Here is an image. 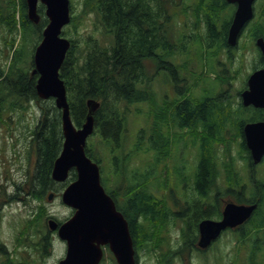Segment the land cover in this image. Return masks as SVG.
I'll list each match as a JSON object with an SVG mask.
<instances>
[{
  "label": "trees",
  "instance_id": "1",
  "mask_svg": "<svg viewBox=\"0 0 264 264\" xmlns=\"http://www.w3.org/2000/svg\"><path fill=\"white\" fill-rule=\"evenodd\" d=\"M197 1H199V6H196L194 10L199 16L198 20H202L200 15L205 10L207 18L212 22H217L219 0H213V3L209 0ZM72 6L75 11V6ZM172 8L173 5L165 2L158 3L156 0H84L81 11L74 12L72 21L65 32V35L71 38L72 46L61 68V77L67 85L71 115L78 126H82L88 115V100H99L101 106L95 113L97 132L101 133L107 144H110L111 140L117 143L121 141L127 129L126 119L129 105L135 101L151 102L154 96L149 85L157 76L152 75L150 65L154 66L157 63L162 68L168 66L163 55L172 48L167 31ZM27 11L26 0H4V4H0V27L7 33L8 38L5 37L7 49L14 52L5 68L4 63L11 53L3 59L4 51L0 49V127L5 126L7 129L13 122L11 120L9 122V118H12L15 113L18 115L15 130L17 127H24L23 121H25V112L28 108L25 104H30L32 101L42 102L36 92L37 75L32 74L33 62L29 70L19 72L14 92L5 86L6 83L12 82L13 76L16 75L14 62L17 57L16 53H18V48H15L18 41L17 32L21 31L20 42L24 37L29 36L34 38L33 40H37V45L42 39L43 28L48 24L44 6L40 7L42 19L39 24H34L29 20ZM89 12L97 14L99 24L97 27L102 30L105 36H108L109 44L103 45L98 40L91 38L85 42V46L78 45L75 35L78 34V30ZM107 32L110 33L107 34ZM211 32L213 33V30ZM213 34L215 35V33ZM223 48L224 46L217 41L214 52L219 54ZM78 49H81L79 53ZM155 51H164V54L156 58L154 57L156 56ZM140 84L143 86L140 87ZM186 91L188 90L186 89ZM190 94V91L187 92L185 96L178 97L175 102V99L164 102V104H180L173 109L172 113L176 119L181 120L182 124H190L188 132L185 135L176 132L175 138L168 136L166 132L170 129L167 127L169 107L166 106L163 115L157 114L162 118L159 123L160 132L158 135V125L153 124L152 144L150 145V149L155 148L160 154L157 160L166 162L172 157L171 144H173V148L180 144L186 147L185 140L183 142L186 135H189L188 140L192 144L198 139H203L201 142L204 153L201 152L200 166L195 174L201 200L192 203L193 215H190L187 227L182 230L183 239L186 242L196 239L195 233L200 221L206 218L222 217L223 197H230L239 204L259 203V207L264 200V184L261 181L255 183V197L247 199L242 190L246 186L241 187V178L236 169L233 154V144L234 141H237L241 148L240 156L242 159L246 158V155L243 154L246 151V146L241 141L242 127L251 114L246 115L248 112L240 104L232 105L234 101L230 96L217 99L207 98L203 103L194 104L191 103V100L195 101V99H190ZM182 100L185 102L181 103ZM172 108L173 105L170 109ZM41 111L37 123L34 124V127L28 126L29 130L25 136L30 151H34L37 157L36 170L32 176H29L27 185L30 195L39 201L45 198L48 191L56 190L59 193L65 187L64 184L57 185L52 179L53 165L62 150L64 141L61 113L53 101L42 104ZM259 116L260 113L255 120H259ZM165 125H167V131L163 128ZM200 125L205 129L204 132L198 130ZM11 130L9 129L10 134ZM213 137L215 140H212ZM211 143H213L212 146ZM220 145L224 146L222 159L223 168L227 174L225 183L228 188L226 191H218L212 196L213 189L220 188L219 175L214 161L216 146L219 148ZM88 153L94 157L92 148L88 149ZM178 174L183 175L179 169ZM216 174L217 176H215ZM74 177L76 178L75 174ZM190 177L192 179V176ZM182 179L186 181L185 178ZM236 185L240 186L239 194H236L234 190ZM25 187L18 186V189L26 192ZM148 187L149 183L145 181L130 185L124 191L126 196L132 197L131 201H133L129 204L128 221L131 224L134 242L138 245V252L144 251L143 248L146 247L153 248L157 253L159 264H170L175 256L183 254L184 250L168 248L159 254L158 250L161 251L165 245V235L163 228L156 231L157 225L160 224L161 218L166 220L167 217L164 218L165 213L159 207L161 200L150 193ZM211 197L215 201L209 202ZM203 198L205 200H202ZM260 210L258 208L256 214ZM37 213L38 216L32 221L36 226L41 225L45 217L44 206L40 205ZM140 213L142 218H138L137 224V215L139 216ZM243 228L235 230L239 233L235 239L237 245H243L247 240V233L243 231ZM186 247H188V243H186ZM4 259L0 264H16V261L9 255H6ZM250 264L264 263L258 262L255 252H253Z\"/></svg>",
  "mask_w": 264,
  "mask_h": 264
},
{
  "label": "rangeland",
  "instance_id": "2",
  "mask_svg": "<svg viewBox=\"0 0 264 264\" xmlns=\"http://www.w3.org/2000/svg\"><path fill=\"white\" fill-rule=\"evenodd\" d=\"M72 2V0H71ZM84 0H73V5L75 6V13L80 12L83 6ZM0 4H4V0H0ZM230 17L229 13L225 15V21ZM98 21L93 15L87 13L86 18L83 24L78 30V34L75 35L78 43L82 46H85V42L89 39L98 40L101 44L107 45L109 41L103 34L102 30L97 27ZM67 30V29H66ZM65 30V31H66ZM167 31L169 33V39L171 42L182 45L183 36L185 35V29L180 25L171 21L168 24ZM17 38L19 40L21 36V31L17 32ZM172 35V36H171ZM5 37H7L6 30L0 27V49L3 52V59L6 58V55L12 53V50L7 49ZM29 36L24 37L20 42L18 41L15 48H18V53H16V60L14 62L16 75L13 76V81L5 84L7 89L15 90V85L19 72L29 70L32 65L33 52L36 46L37 40H33ZM183 48L181 51L177 52V56H165L164 61L172 63L179 72L176 71L177 76L175 78L174 72H168L165 70L157 71V65H150L151 72H158V76L153 80L152 84L149 85V89L153 93V98L151 102H132L129 105V110L127 113V129L124 132V135L119 143L111 140L112 146L107 144L101 133L97 132L95 135L91 136L88 140V145L94 151V157L100 159L102 179L104 181L106 189H111L118 191V198L123 199L126 197L124 191L130 185H136L143 182L149 183V191L154 194L161 200V203L166 202L170 197H175L174 193L177 191V187L180 186L182 181L180 180V175L178 174V169L182 172L187 171L189 176L195 178L196 171L199 167L200 152H201V141L199 140L196 145H193L192 148H186L183 150L182 156L183 159H180V151L177 150L175 155L168 161L159 162L157 157L160 155L157 149H150L152 144L153 136V124L158 125V135H159V123L162 121V118L157 115L160 107L164 104L165 101L174 100L176 97L185 96L183 89H187L191 92L190 99L191 103L202 102L207 98H218L219 95L227 90L228 84H236L237 81L241 83L246 74L247 69L251 65V61L244 59L243 67L239 75L229 76V82H224L221 80L224 76L219 72L218 66L216 65L214 59L210 56L207 57V54L203 58L198 57L197 55V46L195 52L191 51L193 48V42L190 41L188 47ZM251 48V47H250ZM159 52V51H158ZM157 51L158 55H160ZM252 52V50H250ZM252 54V53H251ZM11 60L9 58L5 61L6 63ZM9 63V62H8ZM248 64V65H247ZM247 65V67H246ZM8 66V64L6 65ZM5 66V68H6ZM154 75V73H152ZM179 76V77H178ZM186 83H184V82ZM143 85L140 84V87ZM14 92V91H13ZM235 95V88L231 90ZM1 94V93H0ZM1 97V95H0ZM27 105V111L25 112V121L24 127H20L15 130L18 118V115L15 113L12 118H9L10 127H0V174L2 172L3 161H8L11 171V179L20 186H25L29 176H32L35 172V161L36 153L32 152L31 156L29 155V144L26 142L25 136L29 130L28 126L34 127V124L37 123L39 116L41 115L40 105L41 102H33ZM163 115V111H159ZM249 113H246L248 115ZM256 115V114H255ZM253 115V116H255ZM252 116V117H253ZM168 122L170 121L169 117L167 118ZM11 120V121H10ZM156 122V123H155ZM167 125H165L164 130L167 131ZM176 128V131H178ZM11 130V134L9 132ZM169 129V127H168ZM170 130V129H169ZM166 133L171 138H175L176 131L171 129ZM25 132V133H22ZM185 135L188 131L186 129L180 131ZM180 134V135H182ZM157 135V136H158ZM204 135V134H203ZM202 135V136H203ZM20 136V139L18 137ZM188 136H184L183 142L188 144ZM21 140V141H20ZM4 144V146H3ZM213 143H211L212 146ZM243 149V148H242ZM171 153L173 151V144L170 147ZM241 148L237 144V141H234L233 144V154L235 158V166L239 174L242 176V186L246 185V188L242 189L247 199H252L256 194V187H252L255 184L254 179H250L251 172L256 175V178L264 183V160L252 167L250 165L251 159L248 157V160L245 161L240 156ZM248 156V152H245ZM217 154L220 156V149L217 148ZM11 160V162L9 161ZM185 173V172H184ZM183 173V174H184ZM225 174L219 167V179L218 183L220 188L213 189L212 196L216 192H224L227 190L228 185L225 183ZM227 175V174H226ZM0 177V182H1ZM11 181V180H10ZM251 182V183H250ZM185 186V184H184ZM27 187H25L26 189ZM236 194H239L240 186L236 185L234 188ZM55 191V190H51ZM56 192V191H55ZM185 193L191 196H196L193 192V180L189 178L188 185L185 188ZM23 200L15 201L8 203L7 207L3 209V220L0 224V245L6 246L8 249H12L15 246H20L16 240L22 232L24 223L28 218L31 217L33 213L36 212L38 206L37 201H34L32 197L23 196ZM26 197V198H25ZM213 200L211 197L209 200ZM229 199V198H227ZM125 203L126 199L123 200ZM51 213L60 220H65L67 217L71 216L72 211L64 206L59 199L49 201L48 198L44 201ZM221 206V203H220ZM261 209L247 224L244 226V231L247 233L246 242L241 245L240 249H237L235 242L236 235L233 232H225L221 238L213 245L211 251H209L207 256L201 255L198 253L193 254L192 260L188 259H175L174 264H250L251 255L255 252L256 260L258 262L264 263V200L260 205ZM31 222V220L29 221ZM27 227V226H25ZM29 235L26 238V244L24 249H27L26 252L30 251V246L34 245L40 240L41 234L37 226L27 227ZM180 226H171L170 230L167 232L170 235V247L171 243L173 247L178 245V236L180 234ZM172 235V236H171ZM168 238V236H167ZM258 247L257 249H255ZM151 249V250H150ZM167 246L158 250L159 254L163 251H166ZM144 251L140 253L139 264H159L157 253L153 248H143ZM31 258L41 259L39 264H54L56 260H62L66 256V247L61 248L60 246L49 247L47 251H44V255L37 256L35 251H30ZM12 256V254H9ZM27 256V254H25ZM25 256V257H26ZM20 257V255H19ZM36 257V258H35ZM4 258H1V261H4ZM48 260V262H47ZM38 264V262H37ZM102 264H113L110 258H107V261H104Z\"/></svg>",
  "mask_w": 264,
  "mask_h": 264
},
{
  "label": "water",
  "instance_id": "3",
  "mask_svg": "<svg viewBox=\"0 0 264 264\" xmlns=\"http://www.w3.org/2000/svg\"><path fill=\"white\" fill-rule=\"evenodd\" d=\"M234 1V0H229ZM243 0L231 29V43L240 28L251 18V3ZM28 16L39 23L38 7H46L49 20L43 31V39L34 54V73H38L36 90L42 99H56V106L62 110L64 146L55 161L52 176L59 182H66L74 169L77 179L70 183L63 193V202L76 210L73 218L60 227L62 239L68 242V253L60 264H100L108 245L118 264H136L134 242L129 225L117 211L114 200L106 193L101 182L99 165L87 154L88 138L95 129V113L100 103L88 100L86 122L78 128L71 117L67 89L60 76L61 67L71 47V41L63 37V29L71 22L70 0H26ZM264 52V42L259 41ZM245 106L264 108V69L255 72L249 79V89L243 93ZM246 143L255 163L264 157V121L248 123L245 126ZM53 195L49 196L51 200ZM258 204H237L227 202L223 218L219 221L204 220L200 224V246L207 248L224 230L236 228L247 222ZM52 229H56L51 222Z\"/></svg>",
  "mask_w": 264,
  "mask_h": 264
},
{
  "label": "flooded vegetation",
  "instance_id": "4",
  "mask_svg": "<svg viewBox=\"0 0 264 264\" xmlns=\"http://www.w3.org/2000/svg\"><path fill=\"white\" fill-rule=\"evenodd\" d=\"M209 1L213 3V0H209ZM242 1L243 0H234V1L219 0L218 6H220V8L218 9L219 10V15L217 17L218 21L212 22V20L210 21L209 18H207V11L205 10H203V12L200 15L202 17V20H198L199 16L195 13V10H194L196 6L197 7L199 6L198 5L199 1L197 0H156V2L158 3L165 2L167 4L173 5V8L171 10L172 15L169 19L168 24L171 21H174L175 23H177L178 25H180L182 28L186 30L185 35L182 37L183 38L182 45L171 42L172 48H170V50L168 49L165 55H163L164 51H159L158 53L160 55H163L164 57L165 56L175 57L178 55L177 52L182 50L183 45L186 44L185 47H188L190 45V41H192L193 48L191 49V51L195 52V48L197 46L196 50L198 51L197 52L198 57H200L201 55V57L203 58V56H205L206 54H207V57L211 55L216 65L218 66L219 72L221 73V75L224 76L223 78H221V80L224 82H229L227 81L229 79L227 78L225 79V77L227 76L229 77L230 75H232V73L234 76L239 75L243 67L244 59L251 61V65L247 69L246 74L243 78V81L241 83L237 81L236 84L229 83L227 90L222 92L218 97V98L226 97L227 94L230 93L231 90H234L235 88L236 99L234 103L232 102L233 104H243L242 95L246 90L249 89L250 77L255 72L264 69V52L262 51V48L259 45V41L262 40L264 42V0H253L252 1L251 18L246 23H244V25L238 31L237 36L234 39L235 43L232 44L230 41L232 37L231 29L234 24L236 14L242 6ZM89 13L93 15L95 19L97 20L96 13L94 12H89ZM226 13L230 14V17L227 21H225ZM211 30H213V33H215V35L211 32ZM109 33L110 32H107V34ZM211 33L213 34V36H210L212 35ZM107 37L108 36H106V38ZM217 41L220 42L224 46V48L220 50L219 54L214 52V48H215ZM250 50H252V52H250ZM80 51L81 49H78V53ZM155 54L156 56L154 57L156 58L160 56L157 53ZM167 63H168V66L166 68L164 67L165 69L162 68V66H160L159 64L155 63V65H157V71L165 70L168 72L170 71L174 72L175 78H176L177 76L176 71L179 72V70H177V68L172 63L170 62H167ZM153 73H154V76H157L159 74L158 72H154V71ZM183 91L185 92V94L189 92V91H186V89H183ZM177 98L178 97L174 98L175 99L174 102L176 101ZM205 101L206 99L202 102H196V103H203ZM184 102L185 101L182 100L181 103H184ZM214 103H217V102H214ZM172 105H173V108L170 109ZM179 105L180 104H167V107H169L167 114L170 119L168 123V127L170 128V130L175 129V131H176V128L179 127L178 131L176 132H180L184 129L189 130L188 126H190V124L189 125L182 124L180 119L178 120L174 117L172 111L174 108H177ZM247 109H249L248 113L251 114V116L249 117L250 118L249 121H263L264 120V108L250 106V107H247ZM259 113H260V116H259L260 119L255 120L256 116H258ZM201 140L203 142V139ZM212 140H215L214 137L212 138ZM205 143L208 145L207 142ZM202 145L203 144L201 143V152L204 153V148L202 147ZM177 150L180 151V155H181L180 159H183L181 152L183 150H186V148H184L182 144H180L179 146H176L175 148H173L174 155ZM214 161H215V168L217 169L218 168L217 159L215 158ZM200 162H201V155H200V160H199V166H200ZM1 165H2L1 167L2 172L0 174V177L2 181L0 182V186H1V189L3 190V197H2L3 200H1L0 205H3V207H6L7 204L10 203L13 198L14 185H13L12 179L10 178L11 176H10L9 163L6 161H3ZM184 172L181 171V173H184L180 177V180L182 181V183L180 184L179 187H177V191L174 193L175 197H170V199L167 200L166 202L160 203L159 207L165 213L164 218L167 217V219L164 220L161 218L160 224L157 225L159 230L163 228V232L168 231L171 226H180L181 230L178 236V245L180 246L184 245V242L181 240L183 238L182 230L183 228L187 227V222H189L190 215L191 216L193 215V209L191 208L192 203L198 202L199 199L201 200L199 192H198V188H197V181L195 180V178H192V180H193V192H195L196 196H191L190 193L189 194L185 193V188L189 182L188 180L189 175L186 169ZM215 176H217V174ZM182 178H185L186 181L183 180ZM18 199L22 200L24 198L18 197ZM124 199L127 200L126 203L123 201ZM131 200H132V197H129V196H126L123 199L115 197V201L118 204L119 210L124 214V216L127 219H129L128 218L129 217L128 216L129 215V204L133 202ZM202 200H205V199L203 198ZM208 201L209 202L215 201V199L213 200L211 199ZM222 201L225 202L226 198L223 197ZM141 216H142L141 213L139 214V216L137 215V224H138V218L141 219L142 218ZM215 220L217 219L215 218ZM202 221H200V223ZM129 227H130V232L132 234L130 222H129ZM38 229L41 234V238L34 245V247L32 245L30 246V251L34 250L37 256L44 255L43 252L47 251L48 248L52 247L54 244L55 246H60L63 249L64 247H66V244L60 240L58 236V231L52 232V231H49L45 227L38 228ZM195 236H196V239H194V241L189 240L188 248L189 247L198 248L199 229H197ZM26 238L27 236L18 237V240L16 241L18 242L20 246H17V247L15 246L12 249L6 250L5 253L7 255L12 254V256L10 255L9 256L11 259L16 261L15 262L16 264H37V262L39 264V261L41 263V259L39 258L38 260L34 258L32 259L30 251L26 252L27 249H24V245L26 244ZM134 246L136 249V258L138 262V245L134 242ZM25 254H27V256ZM107 258H110L113 264H117L115 257L110 252L108 247L105 249V261H107ZM24 259H26V261H24ZM59 263H60V260H56L54 262V264H59Z\"/></svg>",
  "mask_w": 264,
  "mask_h": 264
},
{
  "label": "bare ground",
  "instance_id": "5",
  "mask_svg": "<svg viewBox=\"0 0 264 264\" xmlns=\"http://www.w3.org/2000/svg\"><path fill=\"white\" fill-rule=\"evenodd\" d=\"M125 24V23H124ZM144 25V24H143ZM151 26V25H150ZM126 27V26H125ZM155 28V27H154ZM101 55V54H100ZM144 76V75H143Z\"/></svg>",
  "mask_w": 264,
  "mask_h": 264
}]
</instances>
